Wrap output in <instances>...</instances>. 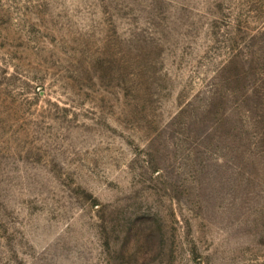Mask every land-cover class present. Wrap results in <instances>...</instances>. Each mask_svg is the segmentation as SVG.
Returning <instances> with one entry per match:
<instances>
[{"label":"rangeland","instance_id":"obj_1","mask_svg":"<svg viewBox=\"0 0 264 264\" xmlns=\"http://www.w3.org/2000/svg\"><path fill=\"white\" fill-rule=\"evenodd\" d=\"M0 264H264V0H0Z\"/></svg>","mask_w":264,"mask_h":264}]
</instances>
